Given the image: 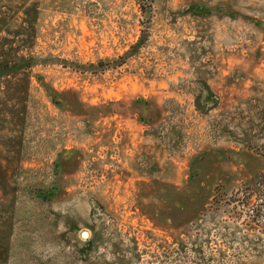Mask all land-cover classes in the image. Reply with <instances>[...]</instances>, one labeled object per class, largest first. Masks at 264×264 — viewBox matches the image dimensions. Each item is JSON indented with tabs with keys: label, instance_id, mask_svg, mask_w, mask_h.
<instances>
[{
	"label": "rangeland",
	"instance_id": "374dc122",
	"mask_svg": "<svg viewBox=\"0 0 264 264\" xmlns=\"http://www.w3.org/2000/svg\"><path fill=\"white\" fill-rule=\"evenodd\" d=\"M145 21L0 0V264H264L259 201L224 205L264 180V0Z\"/></svg>",
	"mask_w": 264,
	"mask_h": 264
},
{
	"label": "trees",
	"instance_id": "16d2710c",
	"mask_svg": "<svg viewBox=\"0 0 264 264\" xmlns=\"http://www.w3.org/2000/svg\"><path fill=\"white\" fill-rule=\"evenodd\" d=\"M141 12L144 16V18L146 19L145 22L149 23L150 22V18H151V13H152V3L153 0H136ZM143 38L141 40H139V42L137 43V46H139V44L143 43ZM135 47H133V51L135 49ZM122 59V58H121ZM105 64L103 62H99L97 65L94 64H90L88 67H92V68H96V66H101L103 67ZM76 67H85V66H76ZM55 102V100H54ZM58 103V102H55ZM255 198L256 201H259V203L257 204V206H260L261 208L264 209V180L259 181L256 178H253L249 183L244 184L241 188H239L232 196L231 198L228 199V202H224V205L226 206H230L231 204H234V208H250V204L252 199ZM223 203L220 201V199H216L213 198V205H219ZM257 213L253 215V219L254 221H259V217L261 216L260 214H258L261 210L260 209H256L255 210Z\"/></svg>",
	"mask_w": 264,
	"mask_h": 264
},
{
	"label": "water",
	"instance_id": "95a60500",
	"mask_svg": "<svg viewBox=\"0 0 264 264\" xmlns=\"http://www.w3.org/2000/svg\"><path fill=\"white\" fill-rule=\"evenodd\" d=\"M83 235H84V236H87V234H86V233H84Z\"/></svg>",
	"mask_w": 264,
	"mask_h": 264
}]
</instances>
